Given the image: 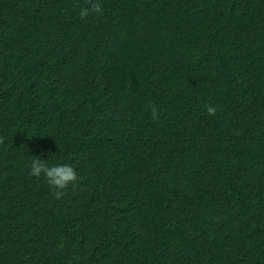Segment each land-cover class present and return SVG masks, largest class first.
Wrapping results in <instances>:
<instances>
[{
  "label": "trees",
  "instance_id": "16d2710c",
  "mask_svg": "<svg viewBox=\"0 0 264 264\" xmlns=\"http://www.w3.org/2000/svg\"><path fill=\"white\" fill-rule=\"evenodd\" d=\"M102 4L0 0V264H264V0Z\"/></svg>",
  "mask_w": 264,
  "mask_h": 264
},
{
  "label": "clouds",
  "instance_id": "9594fccd",
  "mask_svg": "<svg viewBox=\"0 0 264 264\" xmlns=\"http://www.w3.org/2000/svg\"><path fill=\"white\" fill-rule=\"evenodd\" d=\"M89 6L82 7L78 15L81 18L89 16L91 13L100 16L103 14L102 0H88ZM209 115H215L217 108L213 104L205 105ZM151 116L154 120L159 119L158 109L151 107ZM29 175L33 177H42L56 199H60L64 190L70 185L75 186L78 180L77 169L70 163L51 162L49 159H43L40 154L31 155L26 165Z\"/></svg>",
  "mask_w": 264,
  "mask_h": 264
}]
</instances>
